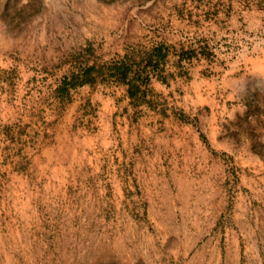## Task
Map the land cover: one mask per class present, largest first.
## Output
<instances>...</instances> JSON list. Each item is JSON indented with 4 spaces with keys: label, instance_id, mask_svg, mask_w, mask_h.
Here are the masks:
<instances>
[{
    "label": "rangeland",
    "instance_id": "rangeland-1",
    "mask_svg": "<svg viewBox=\"0 0 264 264\" xmlns=\"http://www.w3.org/2000/svg\"><path fill=\"white\" fill-rule=\"evenodd\" d=\"M0 264H264V0H0Z\"/></svg>",
    "mask_w": 264,
    "mask_h": 264
},
{
    "label": "trees",
    "instance_id": "trees-1",
    "mask_svg": "<svg viewBox=\"0 0 264 264\" xmlns=\"http://www.w3.org/2000/svg\"><path fill=\"white\" fill-rule=\"evenodd\" d=\"M166 58V55L163 54V49L158 48L155 49L148 59V67H155L154 62L157 60V62H162ZM111 77L116 79V81L123 83L124 85L128 86V95L130 98H135L138 95V92L140 91V86H138L141 81V83H144V81H148L149 77L144 78L139 72H132L131 67L128 66L125 62H121L113 66L111 68ZM89 70L84 72L83 77L88 75ZM86 74V75H85ZM140 81V82H139ZM145 82V83H146ZM86 82L82 81V84H85Z\"/></svg>",
    "mask_w": 264,
    "mask_h": 264
}]
</instances>
